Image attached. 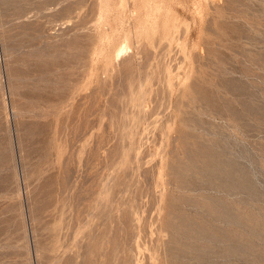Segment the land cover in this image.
<instances>
[{
    "label": "rangeland",
    "instance_id": "obj_1",
    "mask_svg": "<svg viewBox=\"0 0 264 264\" xmlns=\"http://www.w3.org/2000/svg\"><path fill=\"white\" fill-rule=\"evenodd\" d=\"M0 264H264V0H0Z\"/></svg>",
    "mask_w": 264,
    "mask_h": 264
}]
</instances>
